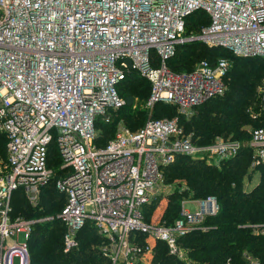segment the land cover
I'll use <instances>...</instances> for the list:
<instances>
[{
  "label": "built area",
  "instance_id": "obj_1",
  "mask_svg": "<svg viewBox=\"0 0 264 264\" xmlns=\"http://www.w3.org/2000/svg\"><path fill=\"white\" fill-rule=\"evenodd\" d=\"M198 9L209 21L187 32L186 16ZM191 38L243 56L264 55V0H0V132L6 137L0 264H13L14 256L30 264L36 220L12 218L11 198L20 189L34 201L49 181L66 198L57 215L64 251L78 246L77 232L90 222L105 239L101 251L110 264H143L152 251L148 237L187 259L180 236L219 204L210 194L194 199L195 210L183 205L172 223L148 222L143 208L163 183V167L178 155L222 159L244 146L238 139L195 143L176 116L153 113L159 102L186 110L224 92L225 56L200 59L190 70L168 66L177 46ZM128 73L149 83L148 114L136 129L117 124L102 141L98 124L110 123L125 105L117 85ZM248 144L251 165L264 163V122L251 128ZM252 226L264 234V223ZM244 257L245 264H262L248 252Z\"/></svg>",
  "mask_w": 264,
  "mask_h": 264
},
{
  "label": "trees",
  "instance_id": "obj_2",
  "mask_svg": "<svg viewBox=\"0 0 264 264\" xmlns=\"http://www.w3.org/2000/svg\"><path fill=\"white\" fill-rule=\"evenodd\" d=\"M208 21L209 18L207 13L203 9H198L186 16V31L197 32L200 30L201 26L207 24ZM199 41L200 40H193L179 44L175 53L167 60L168 66L174 70L192 69L194 65L191 68H184L177 66V64L187 63L188 55L186 54L189 52H185L184 49H187V47L193 46L194 44L202 43ZM219 56L226 57L225 54ZM237 59L239 60H237V64H235L237 69L234 72L235 74L240 75L243 70L247 71V68L264 72V69L262 68L264 67L263 56L251 55L246 58L238 57ZM208 60L214 61L211 59ZM258 64V68H255V65ZM138 80L144 81L149 90L148 81L144 77L133 73H128L117 85L119 93L123 95L126 100V103L122 108H126L132 102L133 94L129 91V88L131 85L136 86ZM155 105H166L167 109H171L170 104L167 103L164 104L159 102ZM226 108L229 110L231 109L230 106H226ZM242 109L243 108H240L238 117L236 115L229 121L221 122V125L217 126L211 134H205L206 136H203V139H210V136L216 132L222 131L223 134H226L227 132L234 131V128L237 129V126L243 122ZM213 114V111H205V114L203 115L204 119L207 117L212 120ZM154 115L161 116L156 113H154ZM201 121L202 120L199 119V122ZM214 123L216 122L212 121L209 125H205L202 130L197 131L203 134L205 131L209 130ZM227 128H229V131H227ZM100 136L102 141H105L110 135L104 136L101 134ZM3 137L5 143L6 137L4 134ZM251 149L252 146L250 145H245L241 148L239 153L242 152V155L236 161L237 166L234 167V171H232L231 168L224 170L221 167L215 166V164H209L203 157H191L187 155H178L174 160L175 162L173 161L174 163H169L170 165H168L169 169L167 176L168 174L175 176L176 173H181L179 176H183V178L188 181L189 184H187L192 190L193 195L197 197H205L213 194L217 195V197L223 198L224 202L220 201V207L216 214L205 216L201 222V226L198 224L188 233L180 236L179 245L185 250L187 259H181L176 254L166 252L164 258L166 262L170 264V262L174 260V264H225V261L229 259L231 264H245L246 259L244 257V252H248L251 255L258 257L262 264H264V234L252 230V225L264 223V176L251 191H244L240 185V181H237L247 166L251 155L250 152H252ZM247 152L249 155L244 157V154ZM4 155H6V152L4 151L1 142L0 157ZM259 166L264 173V163L259 164L257 167ZM233 179H236L235 185L231 184L232 181H235ZM44 187L47 190L44 201L41 202L45 207L43 210L37 208L35 210L36 214L32 211V216L40 214L46 215L54 211L56 207L58 209L61 206V197L57 194V191L59 190L56 189L54 182L49 181ZM53 187L57 191H55ZM187 193L188 190H184L182 193L175 189L172 193L167 194L169 198L164 206L154 207L155 204L148 205L147 209H149V211L146 210V213H144L145 218H153V211L159 212V210L163 208V213L160 214L162 219L167 223H172L175 218L180 215V202L182 197L185 199V194ZM65 200L66 198L63 200V204ZM19 203H23L22 199ZM12 204L13 196L11 198L10 214L11 216H14L15 214L13 213ZM57 220L61 223L62 232L60 229H57L55 231L57 234L56 236L51 233H49L48 236L44 234L42 227L46 229V225H48L44 221H36L33 223L29 239L30 264H109V259L104 256L101 251L105 239L99 232H97L96 228L90 222L85 223L78 230L77 237L80 236V239L78 238V246L68 251H64V224L59 218H52L51 222H56ZM84 231L86 232L85 234H83ZM160 242L167 247L165 242ZM156 247L158 251H162L161 245ZM39 250L41 252H39Z\"/></svg>",
  "mask_w": 264,
  "mask_h": 264
},
{
  "label": "rangeland",
  "instance_id": "obj_3",
  "mask_svg": "<svg viewBox=\"0 0 264 264\" xmlns=\"http://www.w3.org/2000/svg\"><path fill=\"white\" fill-rule=\"evenodd\" d=\"M199 42L202 43H197L194 44L193 46L187 47V49H184L185 52H189L186 54L188 55V61L186 64L179 63L177 64V66H181L184 68H191L193 65L195 66V64L202 58L215 60L219 55L225 54L229 62V68L226 76L224 77V81L226 85L224 92L217 94L205 100L204 102L192 106L186 110H182L173 104H170L171 109H167L166 105H157V106L155 105L154 113L161 116H168V115L176 116L182 128L185 130V132L187 134H192L195 143L206 144L209 143V141L211 142L216 139H228V140L238 139L240 140V142L244 144V146L249 145L248 141L250 140L251 128L264 121V72L257 71L256 69L251 70L247 68V71L243 70V72L240 75L235 74L234 72L237 70L235 64H237V60H239L237 58L238 57L246 58L248 55L246 56L239 55L233 52L230 48L219 47L216 45H208L203 41H199ZM261 56L264 57V55H260V57ZM258 66L259 64L255 65V68H258ZM262 68L264 69V67ZM129 91L133 94L132 102L126 108L123 107L119 109L114 120H112L110 123L98 124L97 131L99 132L100 135L101 134H103L104 136L111 135L114 132L117 124L119 123L123 124L124 126L130 129L139 127L144 123L145 118L148 114V108L145 106L147 97L149 95L148 86L144 83V81L138 80L137 85L136 86L131 85ZM163 103L166 104V102ZM226 106H230L231 109L230 110L227 109ZM240 108H243L242 109L243 122L239 126H237V129L234 128V131L227 132L226 134H223L222 131L216 132L210 136V139L208 140L203 139V136H206L205 134H209V133L211 134V132L215 130L217 126L221 125V122L229 121L231 118H234L236 115L238 117ZM205 111L214 112L212 120L208 119L207 117L204 119L203 115L205 114ZM199 119H201L202 121L199 122ZM212 121L216 123H214L209 128V130L205 131L203 134L201 132H198L202 130L205 125H209ZM227 131H229V128H227ZM1 142L3 144L4 151L6 152V142L4 143V137L2 133H0V144ZM251 150L252 152H250L251 155L247 163V166L244 172L239 176L237 180L240 181V185L244 191H251L260 182V180H262L264 176V173L263 171H261L260 166L255 167L251 165V160L254 157L253 147ZM239 151L237 154L231 157L222 158V159L212 155H205L203 158L209 164H215V166L221 167L224 170H227V168H231L232 171H234V167L237 166L236 161L242 155V152L239 153ZM248 155L249 153L247 152L244 154V157ZM174 162L172 161V163ZM168 165L163 167V183L155 187L152 197L149 199V201L145 204L143 208L144 210L143 213H146V210L149 211V209H147L148 205L155 204L154 207L164 206V204H166L167 202V199L169 198L167 194L172 193L173 191H175V189H177L178 192H182V193L184 190H188V193L185 194L186 195L185 199H183V197L181 199L180 202L181 208L183 207V205H185L187 208H190L191 210H195L196 208H198L197 204L191 201L193 199L196 200L202 197H197L193 195L192 190L189 188L188 181L185 178H183V176H179L181 175V173H176L175 176H173L172 174H168L167 176V172L169 169ZM5 172H6V155L0 157V174H4ZM233 180L235 181H232L231 184L235 185L236 179ZM46 190L47 189L45 187L41 188L39 197L34 201L28 200L22 190L15 191L13 194L12 209H13V213L16 216L14 215L11 217L12 218L19 217L20 219L23 220L35 219L36 221L38 220L44 221L45 223L48 224L46 225V229L42 227V230H44L43 231L44 234L48 236L49 233H51L52 235L56 236L57 234L55 233V231L57 229H60L62 232V226L59 220H57L56 222L53 221L55 222L53 223L51 222V219L58 218L56 216L60 211L59 209H61L60 207L62 206L63 200L65 199V194L57 191L54 188V190L57 191V194L61 197L60 200L61 206L58 209L56 207L54 211L46 215L40 214V215L32 216L33 215L32 211L34 214H36L35 210L37 208L41 210L44 209L45 206L41 201H44ZM214 196L220 207V201L224 202L223 198L217 197V195ZM21 199L23 203L20 204L19 202L21 201ZM17 208L18 210L16 211ZM161 213H163V208L160 209L159 212L153 211V215H154L153 218L151 219L145 218V219L151 223H158L165 221L164 219H162L160 215ZM46 216H52V217L51 219H47L49 217ZM85 233L86 232L84 231L83 234ZM145 236H146L145 234H140L138 238L144 239ZM78 238L80 239V236H78ZM18 240L19 242H23L25 240V233L23 231L19 232ZM148 240L152 244V251L146 255L143 264H169L164 259L166 252L167 253L169 252L168 246L166 247L163 243L151 237H148ZM158 245L162 246L161 247L162 251H158L156 247ZM39 252L41 251L39 250ZM29 260H30V254H29ZM19 262H20L19 257L14 256L13 264H19ZM174 262L175 261L172 260L170 264H174Z\"/></svg>",
  "mask_w": 264,
  "mask_h": 264
},
{
  "label": "water",
  "instance_id": "obj_4",
  "mask_svg": "<svg viewBox=\"0 0 264 264\" xmlns=\"http://www.w3.org/2000/svg\"><path fill=\"white\" fill-rule=\"evenodd\" d=\"M193 40H196V38H191L189 41H193ZM47 219H51V217H49ZM38 221H40V220H38Z\"/></svg>",
  "mask_w": 264,
  "mask_h": 264
},
{
  "label": "crops",
  "instance_id": "obj_5",
  "mask_svg": "<svg viewBox=\"0 0 264 264\" xmlns=\"http://www.w3.org/2000/svg\"><path fill=\"white\" fill-rule=\"evenodd\" d=\"M195 200L193 199L191 202H194ZM195 203V202H194ZM185 208H187L185 205H184ZM187 209H190V208H187Z\"/></svg>",
  "mask_w": 264,
  "mask_h": 264
}]
</instances>
